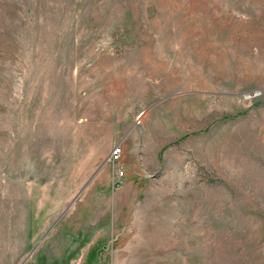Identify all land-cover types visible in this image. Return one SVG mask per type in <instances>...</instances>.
<instances>
[{"label":"rangeland","instance_id":"1","mask_svg":"<svg viewBox=\"0 0 264 264\" xmlns=\"http://www.w3.org/2000/svg\"><path fill=\"white\" fill-rule=\"evenodd\" d=\"M0 264H264V0H0Z\"/></svg>","mask_w":264,"mask_h":264},{"label":"built area","instance_id":"2","mask_svg":"<svg viewBox=\"0 0 264 264\" xmlns=\"http://www.w3.org/2000/svg\"><path fill=\"white\" fill-rule=\"evenodd\" d=\"M122 151L120 149H116L113 154H112V160L114 162H116L117 160H119L120 155H121ZM124 174L121 172V176H123Z\"/></svg>","mask_w":264,"mask_h":264}]
</instances>
